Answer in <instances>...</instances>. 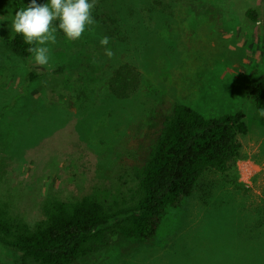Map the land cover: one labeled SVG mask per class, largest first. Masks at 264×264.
I'll return each instance as SVG.
<instances>
[{"label": "rangeland", "instance_id": "rangeland-1", "mask_svg": "<svg viewBox=\"0 0 264 264\" xmlns=\"http://www.w3.org/2000/svg\"><path fill=\"white\" fill-rule=\"evenodd\" d=\"M28 3L0 0V205L34 225L50 197L113 203L136 185L176 104L208 118L242 111L243 189L207 172L153 239L111 235L75 264H264V120L246 96L264 73V0H95L93 23L74 41L57 29L43 66L6 44L7 20ZM126 63L143 79L119 100L109 79ZM0 264L38 263L0 244Z\"/></svg>", "mask_w": 264, "mask_h": 264}, {"label": "trees", "instance_id": "trees-1", "mask_svg": "<svg viewBox=\"0 0 264 264\" xmlns=\"http://www.w3.org/2000/svg\"><path fill=\"white\" fill-rule=\"evenodd\" d=\"M247 16L259 21L257 10ZM6 44L19 57H31L22 35L6 38ZM142 79L140 69L126 63L113 72L109 88L117 99L127 100L140 90ZM246 96L256 109L264 108V73L249 82ZM247 133L242 111L208 118L176 104L153 131L136 185L127 194L113 203L92 194L71 201L50 197L44 218L34 225L0 205V244L38 264H75L105 246L111 235L149 241L167 210L180 207L207 172L243 189L237 162L243 158L239 138Z\"/></svg>", "mask_w": 264, "mask_h": 264}, {"label": "clouds", "instance_id": "clouds-1", "mask_svg": "<svg viewBox=\"0 0 264 264\" xmlns=\"http://www.w3.org/2000/svg\"><path fill=\"white\" fill-rule=\"evenodd\" d=\"M94 4L95 0H46L43 4L30 0L26 7L16 9L7 21H10L11 32L22 35L24 42L30 45L27 51L31 60L43 66L49 63V45L56 43L57 29L67 40L79 39L93 23ZM4 20V16H0V21ZM106 43L107 38L101 40L102 45ZM256 116L264 120V108L257 109Z\"/></svg>", "mask_w": 264, "mask_h": 264}]
</instances>
